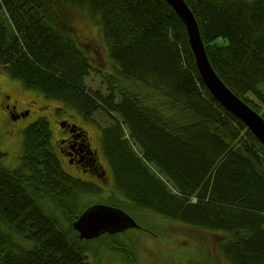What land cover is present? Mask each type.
I'll list each match as a JSON object with an SVG mask.
<instances>
[{
    "label": "trees",
    "instance_id": "16d2710c",
    "mask_svg": "<svg viewBox=\"0 0 264 264\" xmlns=\"http://www.w3.org/2000/svg\"><path fill=\"white\" fill-rule=\"evenodd\" d=\"M185 1L215 72L264 118V0ZM73 6L100 25L113 67L99 70L93 91ZM0 68L100 129L114 180L108 205L219 233L231 264H264V144L207 89L166 0H0ZM51 135L45 117L26 126L13 169L0 150V264H95L88 253L98 247L139 264L125 232L79 238V198L102 188L62 168Z\"/></svg>",
    "mask_w": 264,
    "mask_h": 264
},
{
    "label": "rangeland",
    "instance_id": "374dc122",
    "mask_svg": "<svg viewBox=\"0 0 264 264\" xmlns=\"http://www.w3.org/2000/svg\"><path fill=\"white\" fill-rule=\"evenodd\" d=\"M68 8L72 17L70 24L73 25V34L80 41L83 50L94 65V70H91L86 76L84 84L91 91L100 89L99 70L103 69L109 72L108 70L113 68L111 62L110 65L107 62L108 57L101 38L100 25L92 20L82 7ZM69 30H71L70 25ZM0 88L5 92L4 96H0V150L5 154L3 164L11 169L17 167L23 149L24 128L38 118L45 117L52 132V150L57 155L62 168L81 182L93 183L102 188L100 193L80 196L79 200L83 208L92 204L109 202V197L114 194V180L104 156L101 154L100 160L106 168V175L101 178L93 172H82V170L89 168L85 166L87 163L82 160V155L87 154V152L79 150L80 147L85 149L86 143L80 139H75L72 143L77 149V152L72 150L71 156L79 161L78 164H75L76 167L68 164L64 160L65 153L58 149L59 141L67 138V131L61 127L62 122L77 124L82 129L87 130L94 147H98L101 136L100 129L92 123L84 122L74 110L70 107H64L61 102L46 99L35 91L25 89L21 82L11 79L2 70H0ZM7 95H10L11 98ZM161 99L160 97V102ZM2 100L5 103L17 105L22 111L29 109L30 112L23 118L17 119L16 122H10L12 111L6 106L3 108ZM5 103L3 104L5 105ZM12 113L16 118V112ZM101 115L103 114L97 115L100 123L108 124L107 118ZM77 132L75 131V133ZM70 149L68 148L67 151ZM114 198L116 199V195ZM121 209L134 217L140 226L138 229L125 231L123 235L124 240L127 237L130 242L136 245L139 264H231L219 251L218 246L222 239L219 233L194 227L188 228L181 225L177 220H168L167 218L162 220L163 217L149 210L133 211L127 206ZM88 254L89 260L95 264H123L120 257L116 258L113 253L105 252L99 247Z\"/></svg>",
    "mask_w": 264,
    "mask_h": 264
},
{
    "label": "water",
    "instance_id": "95a60500",
    "mask_svg": "<svg viewBox=\"0 0 264 264\" xmlns=\"http://www.w3.org/2000/svg\"><path fill=\"white\" fill-rule=\"evenodd\" d=\"M166 1L180 15L186 26L198 70L208 90L221 105L239 117L264 144V118L235 95L215 72L207 56L199 25L191 8L185 0ZM73 227L78 232L80 239L91 240L106 233L115 234L140 226L123 209L97 203L88 206L77 215Z\"/></svg>",
    "mask_w": 264,
    "mask_h": 264
},
{
    "label": "flooded vegetation",
    "instance_id": "af4514ba",
    "mask_svg": "<svg viewBox=\"0 0 264 264\" xmlns=\"http://www.w3.org/2000/svg\"><path fill=\"white\" fill-rule=\"evenodd\" d=\"M4 95H5V92L0 93L1 97ZM7 97L11 98L10 95H7ZM6 103H5V106L7 108H9L12 112H16V115H15L16 117H18L19 115H26L30 112L29 109L22 111V109H19L17 107V105L9 103V102H6ZM64 125L65 126L62 127V129L67 131V138L64 140L63 139L60 140L58 144L59 151H62L66 155L64 160L67 161V163L70 164L71 166H75V164L79 163V161L73 159L71 156H72V150L77 152V149L74 148L75 144L72 145V143L74 142L75 139H80L83 143H86V145H85V149L83 147H80L79 150L81 152H85V151L87 152V154L82 155V160H84V163H87L85 166L89 167L87 168V170H82V172H85V173L93 172L97 175V177H101V178L104 177L106 175V168L104 167V165L101 163V160H100V155L103 154L101 145L99 147H94L90 140V136L88 135V131L85 129H82L77 124H70L66 122L64 123ZM75 131H78V132L75 133ZM68 148L69 149L71 148V149L67 151Z\"/></svg>",
    "mask_w": 264,
    "mask_h": 264
},
{
    "label": "clouds",
    "instance_id": "9594fccd",
    "mask_svg": "<svg viewBox=\"0 0 264 264\" xmlns=\"http://www.w3.org/2000/svg\"><path fill=\"white\" fill-rule=\"evenodd\" d=\"M208 89V88H207ZM211 93V92H210ZM212 94V93H211ZM214 97V96H213Z\"/></svg>",
    "mask_w": 264,
    "mask_h": 264
}]
</instances>
